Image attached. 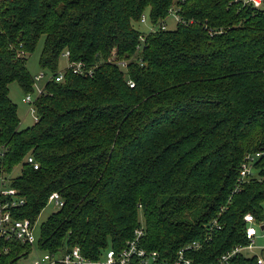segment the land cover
I'll return each mask as SVG.
<instances>
[{
	"label": "trees",
	"instance_id": "1",
	"mask_svg": "<svg viewBox=\"0 0 264 264\" xmlns=\"http://www.w3.org/2000/svg\"><path fill=\"white\" fill-rule=\"evenodd\" d=\"M173 6L183 20L174 29L135 28L146 11L156 24ZM141 35L143 47L126 71L111 62L130 60ZM42 36L41 68L55 73L64 51L96 67L91 77L67 71L47 82L35 102L37 120L22 128L9 84L31 91L26 59ZM0 146V173L23 200L10 207L14 219L34 223L51 192L63 199L40 223V251L61 254L77 245L96 259L107 248L122 249L142 227L141 246L165 260L195 240L200 248L186 256L194 264L216 262L247 242L246 213L262 221L264 7L237 0H0ZM256 152L259 178L240 182L244 156ZM31 249L0 237V264ZM232 262L258 264L256 256Z\"/></svg>",
	"mask_w": 264,
	"mask_h": 264
},
{
	"label": "built area",
	"instance_id": "2",
	"mask_svg": "<svg viewBox=\"0 0 264 264\" xmlns=\"http://www.w3.org/2000/svg\"><path fill=\"white\" fill-rule=\"evenodd\" d=\"M237 1H240L242 5H250L254 8L264 7L262 0ZM170 16L175 19L176 25L183 22L178 13V7L173 6L168 10L165 18L156 24L150 23V29L148 32L155 31L156 29L165 30V21ZM145 20L146 15L143 13L140 17V22H144ZM189 23H193V20H190ZM139 40L140 42L135 48V54L130 60L116 59L111 62L117 65L121 70L126 71L128 62L131 60H137L135 57L143 47V35L139 37ZM19 54H23V51H19ZM61 57L64 58V66L57 69L55 73L48 70V74L43 72L32 76V89L31 91L25 92V95L22 98V102L29 107L28 111L34 121L38 118L35 102L36 99L45 92V85L47 82L51 80H55L57 82L61 81L67 71L85 77H91L94 74L96 65H90L84 60H69L68 51H64L61 54ZM127 84L129 87L134 86L132 79H128ZM3 150V147L0 146V157L2 156ZM259 155L260 153L256 152L248 153L244 156L239 167L238 180L240 182L259 178L257 170L254 166ZM24 160L31 164L34 169L38 168V163L32 156L28 155ZM0 196L11 197L3 202L0 201V237L6 240L14 238L21 243L30 245L32 249H36L35 222L32 223L28 218L14 219L12 217L10 207L16 204H21L23 200L16 198V190L8 186L6 175H3L2 173H0ZM47 204H52L56 209H58L63 206V199L58 192L53 191L48 196ZM243 219L247 223L245 230L247 242L245 244L234 245L222 253L217 258L216 262L210 264H236L233 263L232 260L239 258L240 256H256L257 263L264 264V249H262L261 255H251V252L255 249L254 238L257 234V229L253 224L256 220L250 213H246L243 216ZM213 224H215V221ZM142 235V227L135 228L133 231V237L126 241L122 249L115 250L114 248H108L106 251H102L96 259H90L84 256L81 253L80 247L75 245L61 254L42 251V253L32 261V264H194L193 259L187 257L185 251L199 249L200 243L198 241L194 240L187 243L177 251L172 260L168 261V259L165 260L158 251H149L143 248L140 243Z\"/></svg>",
	"mask_w": 264,
	"mask_h": 264
},
{
	"label": "rangeland",
	"instance_id": "3",
	"mask_svg": "<svg viewBox=\"0 0 264 264\" xmlns=\"http://www.w3.org/2000/svg\"><path fill=\"white\" fill-rule=\"evenodd\" d=\"M145 15H146V20L144 22L135 23V28L138 29L142 33H147L150 29V22L147 16L148 15L147 11L145 12ZM165 25H166V29H174L176 26V21L173 17L170 16L166 19ZM43 39L44 37L42 36L38 40L34 50L27 55L26 66L31 76H34L35 74H39L43 72L48 74V70L41 68L39 64V56H40V52L43 46ZM64 64H65L64 58L61 57L59 61L58 69L62 68ZM24 95H25V92L20 88L17 82H12L9 84L8 96L16 104L17 114L20 119V127L22 128L29 126L34 122L31 114L28 111L29 107L25 103L22 102V98L24 97ZM19 170H20V165L14 167L13 171L11 172L9 176L11 177V176L18 174ZM55 210L56 208L52 204H47L41 210L40 214L37 216V219L35 220L36 242L38 239L40 223L43 220H45L46 217ZM139 220H142L141 216H139ZM253 225L257 229V234L254 238V244H255L254 252H256V254L258 255H261L262 249H264V230L261 229V225L264 226V202L262 203V221H259V222L255 221ZM41 253L42 251H39L37 248L32 249L28 255L21 257L14 264H32V261Z\"/></svg>",
	"mask_w": 264,
	"mask_h": 264
},
{
	"label": "crops",
	"instance_id": "4",
	"mask_svg": "<svg viewBox=\"0 0 264 264\" xmlns=\"http://www.w3.org/2000/svg\"><path fill=\"white\" fill-rule=\"evenodd\" d=\"M251 255H258V254H256V252L252 251L251 252Z\"/></svg>",
	"mask_w": 264,
	"mask_h": 264
},
{
	"label": "water",
	"instance_id": "5",
	"mask_svg": "<svg viewBox=\"0 0 264 264\" xmlns=\"http://www.w3.org/2000/svg\"><path fill=\"white\" fill-rule=\"evenodd\" d=\"M263 1V4H264V0H262ZM264 228V226L263 225H261V229H263Z\"/></svg>",
	"mask_w": 264,
	"mask_h": 264
}]
</instances>
